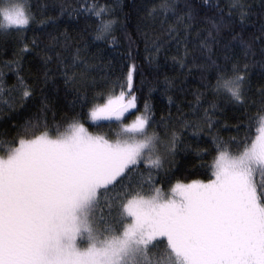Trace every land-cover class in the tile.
<instances>
[{"label":"snow or ice","instance_id":"6c2138e0","mask_svg":"<svg viewBox=\"0 0 264 264\" xmlns=\"http://www.w3.org/2000/svg\"><path fill=\"white\" fill-rule=\"evenodd\" d=\"M253 8L250 0H157L146 7L145 60L157 72L161 57L164 66L171 60L178 75L163 78L168 111L157 118L146 101L131 123L121 120L113 140L90 133L81 117H123L136 107L131 90L143 73L131 47L113 66L81 43L91 28L93 40L117 45L115 6L53 0L39 18L31 0L0 6V35L19 40L13 58L0 61V128L9 126L0 131V264H264V181L254 179L264 177V0L259 12ZM73 13L83 21L77 37L65 29L47 32L46 43L27 41L33 24L55 27ZM32 53L39 75L29 82L22 73ZM5 69L15 77L10 85ZM97 70L111 94L89 100ZM194 73L199 86L189 89ZM61 101L70 114L57 120ZM221 102L247 124H221ZM229 127L245 135L225 139L220 132ZM178 152L197 159L215 153L212 178L173 182Z\"/></svg>","mask_w":264,"mask_h":264},{"label":"trees","instance_id":"16d2710c","mask_svg":"<svg viewBox=\"0 0 264 264\" xmlns=\"http://www.w3.org/2000/svg\"><path fill=\"white\" fill-rule=\"evenodd\" d=\"M7 2V0H0V6L2 3ZM53 0H31L33 5V11L36 12L37 17L39 18V13L41 11V6L45 4H51ZM57 2H65L70 5H75L76 0H57ZM103 2V0H102ZM115 8V17L118 19V23L115 26V31L113 33L114 36L117 38V45L112 47L107 45L103 41H96L93 40V31L90 28L87 33L82 34L83 40L81 46L83 47V41L89 42L88 47V55L91 56L98 51L101 52L103 57V61L107 62L108 60L113 61V66H118L121 60L120 53L127 52L129 47L135 54V63L139 66L140 71L143 73L141 76L140 74H136L134 76V87L131 90L133 94L136 96V107L135 109L131 110L124 116L121 120L127 123L128 121H133L135 117L142 112H144L145 102L153 108L155 115L159 118L161 112L168 111V99L167 96L163 93V78L164 75L169 77H173L178 75L175 71L173 66L171 65V60H168L167 66L165 65L164 57H161L159 62L162 67L157 72L151 66L148 65L145 57L148 55V52L145 51V38L143 36L144 31H148L151 36V29L147 21L143 19L144 12L146 7H151V5L157 0H109ZM253 4V10L255 12H259V0H250ZM223 3V0H221ZM58 10L50 9L47 14L49 15H56ZM83 27V21L77 20L75 17V13H73L72 17L67 15H63L57 21V25L53 26H40L38 24H33L27 32L24 34L26 36L27 41H31L34 37H39L45 43L47 42V32H53L55 34L58 31H64L65 29L68 30L69 34L73 37H77V32L79 29ZM139 29V30H138ZM19 45L18 35L16 33H10L7 36L0 35V61L10 60L13 58V52L15 51L16 47ZM173 53H169L172 55ZM125 64L131 63V61H124ZM39 59L35 57V54H29L25 58L24 62V75L29 82L35 80V78L39 75ZM106 71V69H104ZM127 69H125V72ZM7 72V69H5ZM92 76L95 77L97 81L96 87H88L87 88V96L89 100L92 99L93 96L98 95L100 92H104L105 96L111 94V84H107L102 79V71L97 70L92 73ZM198 74H195L191 77H188V82L186 87L189 89H194L198 87ZM183 79V76H181ZM7 83L10 85L15 82V77L11 72H7L6 75ZM58 84L61 88V96L63 95L62 80L58 81ZM154 89L153 91H149V89ZM127 85H125V94L128 93ZM115 94H120V88L117 86L115 89ZM169 95H174V98L179 99V94L169 93ZM71 97H69L70 99ZM128 99L132 98L131 96H127ZM188 100L192 99L191 92L187 94L186 97ZM208 99H212V97H208ZM103 100H96L93 103H103ZM222 107H224L223 114L220 116L221 124L225 122L231 126L236 124L239 120H242L244 124H247V119L241 115L240 112H236L233 110L232 106L224 105L221 102ZM89 107L91 105L85 107L83 112L85 114L88 113ZM34 111V109H33ZM76 111H81V109L77 108ZM172 111L175 112V107H172ZM65 112H69L68 108L64 105L63 101L57 105V120H60L61 117L64 115ZM70 114V112H69ZM27 115V113H25ZM249 116L255 115V109H250L248 112ZM100 119V118H99ZM104 120V119H101ZM121 120H104L99 121L97 123H90L88 122V115L87 119L81 117V122L85 124V127L91 131L92 134H108L110 137H114L115 135L112 134L113 128L112 125L121 121ZM18 123L22 122V118ZM113 123V124H110ZM8 125H4L3 128H0V131H4L8 129ZM260 127L258 121L253 123L251 135L254 138L257 135V129ZM88 130V131H89ZM117 131V128L114 130ZM149 131H152L150 129ZM245 129L242 128L239 134H237L231 127L228 129H221L220 134L227 139L229 136L237 135L238 138H242L245 135ZM10 138V137H9ZM191 140V137H188ZM207 139V138H205ZM250 142V141H249ZM208 144H201V147H208ZM164 144H160L158 149L161 153L164 152ZM215 153H211L207 156L202 157L201 159H197L191 152L185 154L183 152H178L175 158V168H174V176L172 177L173 182L175 179H180L183 182L187 183L192 180H200V181H207L211 177L212 169L208 167L213 161ZM203 165V166H202ZM167 166V165H166ZM144 165L141 163L140 168L143 169ZM165 188L168 187L167 184L164 185Z\"/></svg>","mask_w":264,"mask_h":264},{"label":"rangeland","instance_id":"374dc122","mask_svg":"<svg viewBox=\"0 0 264 264\" xmlns=\"http://www.w3.org/2000/svg\"><path fill=\"white\" fill-rule=\"evenodd\" d=\"M6 3H7V2L2 3V6H4ZM130 99H131V98H130ZM133 109H135V108H130V109H128V110L124 113L123 117L126 116L127 113L130 112V111L133 110ZM123 117H121L120 119H117L115 116L108 117V116H103V115H101V116H99L97 119L93 120V119L91 118V116L88 115V122H90V123H97V122H99V121H104V120H121ZM99 118H100V119H99ZM101 119H104V120H101ZM131 122H132V121H128L127 123H125V122L123 121L124 124H128V123H131ZM110 124H113V123L110 122ZM121 127H122L121 121H119V122L113 124V125H112V128H113L112 134H114V130H115L116 128H117V130H118V129H120ZM88 130H89V129H88ZM89 132L91 133L90 130H89ZM110 138L113 139V140L116 139L115 136H114V137H110ZM158 146H159V145H158ZM254 179H255L256 183H260L261 181H264V177L260 176L259 174H257V175L254 177ZM205 182H206V181H205Z\"/></svg>","mask_w":264,"mask_h":264}]
</instances>
